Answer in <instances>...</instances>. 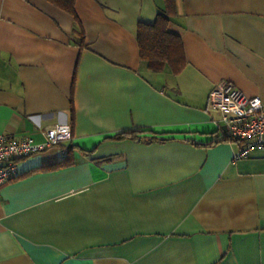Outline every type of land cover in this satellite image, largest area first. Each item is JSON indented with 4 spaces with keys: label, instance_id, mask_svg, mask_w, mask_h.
Wrapping results in <instances>:
<instances>
[{
    "label": "crops",
    "instance_id": "obj_1",
    "mask_svg": "<svg viewBox=\"0 0 264 264\" xmlns=\"http://www.w3.org/2000/svg\"><path fill=\"white\" fill-rule=\"evenodd\" d=\"M163 8L0 0V133L71 126L0 185V264H264V148L233 161L207 105L221 81L264 100V0H176V72L140 59Z\"/></svg>",
    "mask_w": 264,
    "mask_h": 264
},
{
    "label": "built area",
    "instance_id": "obj_2",
    "mask_svg": "<svg viewBox=\"0 0 264 264\" xmlns=\"http://www.w3.org/2000/svg\"><path fill=\"white\" fill-rule=\"evenodd\" d=\"M208 108L221 113L216 139L237 142L232 160L245 158L250 151L264 148V100L247 96L228 81L215 84L208 95ZM45 141L14 139L0 133V185L18 176L17 161L43 152L71 137L70 124H54L44 131Z\"/></svg>",
    "mask_w": 264,
    "mask_h": 264
},
{
    "label": "trees",
    "instance_id": "obj_3",
    "mask_svg": "<svg viewBox=\"0 0 264 264\" xmlns=\"http://www.w3.org/2000/svg\"><path fill=\"white\" fill-rule=\"evenodd\" d=\"M60 9L74 15V0H46ZM176 14V0H164V8L157 13L156 19L151 24L139 23L137 26V42L140 59L145 66L152 70H161L169 67L178 71L185 64L182 44L179 36L169 30V21ZM75 23L78 21L75 18ZM82 40V35L79 36ZM129 134L121 133L116 139L127 137ZM134 136V134H130ZM68 163L67 159L52 165Z\"/></svg>",
    "mask_w": 264,
    "mask_h": 264
}]
</instances>
